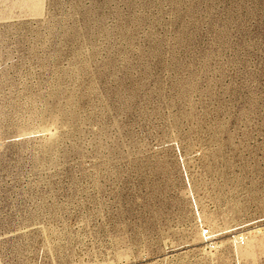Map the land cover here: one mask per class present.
<instances>
[{"label": "rangeland", "instance_id": "obj_1", "mask_svg": "<svg viewBox=\"0 0 264 264\" xmlns=\"http://www.w3.org/2000/svg\"><path fill=\"white\" fill-rule=\"evenodd\" d=\"M0 264H264V0H0Z\"/></svg>", "mask_w": 264, "mask_h": 264}]
</instances>
